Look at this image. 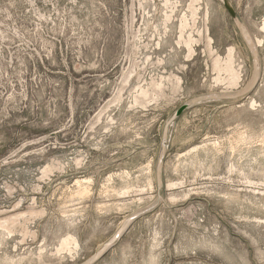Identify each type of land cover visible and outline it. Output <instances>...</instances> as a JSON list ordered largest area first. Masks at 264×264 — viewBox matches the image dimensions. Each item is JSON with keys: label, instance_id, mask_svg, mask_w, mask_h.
Returning <instances> with one entry per match:
<instances>
[{"label": "rangeland", "instance_id": "374dc122", "mask_svg": "<svg viewBox=\"0 0 264 264\" xmlns=\"http://www.w3.org/2000/svg\"><path fill=\"white\" fill-rule=\"evenodd\" d=\"M228 1L0 0V264H264V0Z\"/></svg>", "mask_w": 264, "mask_h": 264}, {"label": "water", "instance_id": "95a60500", "mask_svg": "<svg viewBox=\"0 0 264 264\" xmlns=\"http://www.w3.org/2000/svg\"><path fill=\"white\" fill-rule=\"evenodd\" d=\"M222 4L223 7L226 9V11L228 12V14L236 19V13L235 10L233 8V6L230 4V2L228 0H222ZM187 108V104H182L180 107L177 108V110L174 113V117L179 116L185 109Z\"/></svg>", "mask_w": 264, "mask_h": 264}, {"label": "bare ground", "instance_id": "6f19581e", "mask_svg": "<svg viewBox=\"0 0 264 264\" xmlns=\"http://www.w3.org/2000/svg\"><path fill=\"white\" fill-rule=\"evenodd\" d=\"M242 26V25H241ZM242 27H244V26H242ZM242 29H244V28H242ZM244 32V31H243ZM247 38V37H246ZM251 39V38H250ZM191 99V98H190Z\"/></svg>", "mask_w": 264, "mask_h": 264}]
</instances>
